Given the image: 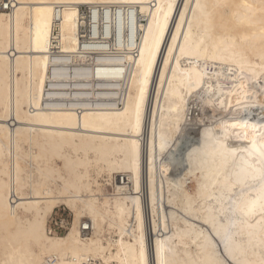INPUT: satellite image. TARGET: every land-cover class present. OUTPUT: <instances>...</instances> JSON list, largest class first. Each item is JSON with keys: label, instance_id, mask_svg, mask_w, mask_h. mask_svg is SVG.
<instances>
[{"label": "bare ground", "instance_id": "1", "mask_svg": "<svg viewBox=\"0 0 264 264\" xmlns=\"http://www.w3.org/2000/svg\"><path fill=\"white\" fill-rule=\"evenodd\" d=\"M14 1L0 11V264H143L141 241L152 264H207L213 235L261 264L264 228L230 209L247 194L226 174L264 133V0Z\"/></svg>", "mask_w": 264, "mask_h": 264}, {"label": "snow or ice", "instance_id": "2", "mask_svg": "<svg viewBox=\"0 0 264 264\" xmlns=\"http://www.w3.org/2000/svg\"><path fill=\"white\" fill-rule=\"evenodd\" d=\"M53 7H55V5H53ZM185 7L187 8L188 6L186 5ZM197 7H199L198 3ZM141 55H143V53H141ZM257 80L260 88L257 94L264 95V73H261V76L257 77ZM261 109L264 111V104L261 105ZM138 126L139 109L137 108V127ZM237 126L248 128L249 124L247 121H244L241 125H233L234 128ZM252 127L255 128L257 126L252 125ZM259 127H264V124ZM244 138L247 139V133L244 134ZM241 151L247 153L248 159L245 161V166L241 167L239 171L231 175L226 174V186L230 184L231 187L235 188L239 185L241 187V193L247 194V200L242 201L239 197H236L235 194H232L229 196V200L231 201L229 207L233 212L239 211L248 217L258 215L262 228H264V133H261L259 140H251L249 145ZM232 176L235 177L234 180ZM252 193H255V195L253 196ZM10 200L11 197H9V201ZM232 205H235V207H232ZM209 244L211 246V258L207 264H240L228 239L221 237L220 240L217 241L215 235H213L209 237ZM140 254L143 258V264H152L147 258L143 241H141ZM262 256H264V252H262ZM261 264H264V260L261 261Z\"/></svg>", "mask_w": 264, "mask_h": 264}, {"label": "built area", "instance_id": "3", "mask_svg": "<svg viewBox=\"0 0 264 264\" xmlns=\"http://www.w3.org/2000/svg\"><path fill=\"white\" fill-rule=\"evenodd\" d=\"M16 2L14 0H4V2L0 1V11H7V12H12L13 9L15 8ZM194 139V137H193ZM123 182V181H122ZM67 221L70 222L67 219L64 218H59V217H53L50 223V227L54 230L57 231L58 233H61L63 231L66 232V227L62 225V222ZM84 231H89V228L87 226L83 227Z\"/></svg>", "mask_w": 264, "mask_h": 264}, {"label": "rangeland", "instance_id": "4", "mask_svg": "<svg viewBox=\"0 0 264 264\" xmlns=\"http://www.w3.org/2000/svg\"><path fill=\"white\" fill-rule=\"evenodd\" d=\"M54 217H59V218L61 217V218H64V219L69 220L70 222L72 221V217H71L70 213H69V212H66V211L64 210V207L58 209V210L56 211V213L54 214ZM63 224H64V225H63ZM62 225H63L64 227H66V231H67L68 226H69L70 224H69V222L64 221V222H62ZM64 233H66V232L63 231V232H61L60 234L63 235Z\"/></svg>", "mask_w": 264, "mask_h": 264}, {"label": "water", "instance_id": "5", "mask_svg": "<svg viewBox=\"0 0 264 264\" xmlns=\"http://www.w3.org/2000/svg\"><path fill=\"white\" fill-rule=\"evenodd\" d=\"M129 19L131 20V17Z\"/></svg>", "mask_w": 264, "mask_h": 264}]
</instances>
